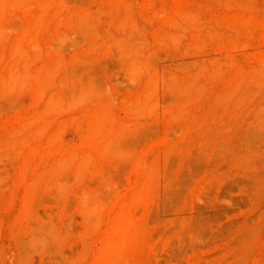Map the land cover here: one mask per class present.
I'll return each mask as SVG.
<instances>
[{
  "label": "rangeland",
  "instance_id": "1",
  "mask_svg": "<svg viewBox=\"0 0 264 264\" xmlns=\"http://www.w3.org/2000/svg\"><path fill=\"white\" fill-rule=\"evenodd\" d=\"M0 18V264H264V0Z\"/></svg>",
  "mask_w": 264,
  "mask_h": 264
},
{
  "label": "bare ground",
  "instance_id": "2",
  "mask_svg": "<svg viewBox=\"0 0 264 264\" xmlns=\"http://www.w3.org/2000/svg\"><path fill=\"white\" fill-rule=\"evenodd\" d=\"M147 1H148V0H147ZM13 3H14V2H13ZM38 7H39V6H38ZM163 9H164V8H163ZM1 10H2V9H1ZM187 13L189 14V11H188ZM182 15H183V14H182ZM192 15H194V14L192 13ZM2 18H3V17H2ZM59 18H60V17H59ZM187 18H188V16H187ZM0 19H1V18H0ZM1 23H2V22H1ZM202 24H203V23H202ZM9 25L11 26V24H9ZM57 25H58V24H57ZM8 27H9V26H8ZM8 27H7V28H8ZM211 27H212V26H211ZM2 28H3V27H2ZM13 28H14V27H13ZM61 28H62V27H61ZM63 28H64V27H63ZM63 28H62V30H63ZM8 29H9V28H8ZM18 29H19V28H18ZM64 29H65V28H64ZM85 29H86V28H85ZM247 29H248V28H247ZM0 30H1V29H0ZM5 30H6V28H5ZM56 30H57V29H56ZM59 30H60V29H59ZM79 30H81V29H79ZM232 30H233V29H232ZM68 32H69V31H68ZM80 32H81V31H80ZM59 33H60V31H59ZM59 33H58V34H59ZM61 33H62V32H61ZM85 33H86V32H85ZM54 34H55V33H54ZM58 34H56V36H55L56 39L59 40V41L61 40V42H62V41L65 42L66 40H65L64 36H62V37H63V38H62L61 35L59 36ZM69 34H70V33H69ZM75 34H76V33H75ZM62 35H64V34H62ZM58 36H59V37H58ZM0 37H1V36H0ZM50 37H51V36H50ZM55 37H54V38H55ZM65 37H66V39H67L68 35L65 36ZM58 38H60V39H58ZM76 38H77V37H76ZM28 39H29V38H28ZM51 39H52V38H51ZM56 39H55V40H56ZM62 39H63V40H62ZM69 39H70V37H69ZM52 40H53V39H52ZM122 40H123V39H122ZM19 42H20V41H19ZM27 42H28V41H27ZM57 42H58V41H57ZM64 42H62V43L64 44ZM118 42H119V41H118ZM33 43H34V42H33ZM33 43H32V44H33ZM50 43H51V40H50ZM50 43H49V44H50ZM53 43H54V40H53ZM53 43H52V44H53ZM120 43H121V42H120ZM32 44H31V45H32ZM34 44H36V42H35ZM54 44H55V43H54ZM56 44H57V43H56ZM59 44H60V43H59ZM61 45H62V44H61ZM35 46H36V45H35ZM59 46H60V45H59ZM59 46L57 45V47H59ZM194 46H195V45H194ZM17 47H18V46H17ZM36 47H37V46H36ZM50 47H51V46H50ZM30 48H31V47H30ZM54 48H55V46H54ZM36 49H38V48H36ZM49 49H50V48H49ZM54 51H55V50H54ZM62 51H63V50H60V52H62ZM15 52H16V51H15ZM56 52H57V50H56ZM59 54H60V53H59ZM157 54H158V53H157ZM60 56H61V55H60ZM147 57H148V56H147ZM19 58H20V57H19ZM152 58H153V57H152ZM36 60H37V59H36ZM191 60H192V58H191ZM59 61H60V60H59ZM133 62H134V60H133ZM144 62H145V61H144ZM2 64H3V63H2ZM0 66H1V65H0ZM146 66H147V65H146ZM27 68H28V67H27ZM27 68H26V69H27ZM61 68H62V67H61ZM70 68H71V67H70ZM130 71H131V70H130ZM55 72L58 73L57 71H55ZM56 73H54V75H53L54 78H55V74H56ZM62 73H64V72H62ZM130 73H131V72H130ZM27 74H30V73L28 72ZM47 74H48V73H47ZM59 74H61V73L59 72ZM160 74H161V73H160ZM216 74H217V73H216ZM48 75H49V74H48ZM48 75H47V76H48ZM51 75H52V74H51ZM57 75H58V74H57ZM61 75H62V74H61ZM217 75H218V74H217ZM164 76H165V75H164ZM57 77H58V76H57ZM62 77H63V76H62ZM10 79H11V78H10ZM46 79H47V78H46ZM51 79H52V76H51ZM183 79H184V78H183ZM65 80H66V79H65ZM181 80H182V79H181ZM191 80H192V79H191ZM45 81H46V80H45ZM52 81H53V80H52ZM70 82H71V81H70ZM190 83H194V82H190ZM44 84H45V82H44ZM63 84H64V83H63ZM69 84H70V83H69ZM6 85H7V84H6ZM153 85H154V84H153ZM184 85L186 86V83H185ZM188 85H190V86L192 87V85H194V84H188ZM160 86H161V85H160ZM170 86H171V85H170ZM180 86H181V84H180ZM171 87H172V86H171ZM191 87H190V88H191ZM185 88H187V87H185ZM185 88H184V89H185ZM188 88H189V86H188ZM188 88H187V89H188ZM185 90H186V89H185ZM68 91H69V90H68ZM41 93H43V91H42ZM92 93H93V92H92ZM180 93H181V92H180ZM83 94H85V93H83ZM185 94H186V93H185ZM51 95H52V94H51ZM88 95H89V97H90L91 94H88ZM82 96H83V95H82ZM82 96H81V97H82ZM86 96H87V95H86ZM86 96L84 95L82 98L84 99ZM79 97H80V96H79ZM79 97H78V99H76V100L79 101ZM81 97H80V98H81ZM99 97H100V96H99ZM147 97H150V96H147ZM152 97H153V96H152ZM51 98H52V97H51ZM82 98H81V100H82ZM86 98H88V96H87ZM90 98H91V97H90ZM90 98H89V100H90ZM183 98H184V97H183ZM52 99H53V98H52ZM59 99H60V98H59ZM146 99H147V98H146ZM89 100L86 99V102L89 101ZM104 100H105V99H104ZM109 100H110V99H109ZM138 100H139V99H138ZM50 101H51V100H50ZM50 101H49V102H50ZM83 101H84V100H83ZM127 101H128V100H127ZM151 101H154V100L151 98ZM54 102H57V100L55 101V99H54ZM73 102H74V101H73ZM75 102H77V101H75ZM81 102H82V101H81ZM89 102H90V101H89ZM106 102H108V101H106ZM138 102H140V100H139ZM147 102H148V100H147ZM149 102H150V101H149ZM155 102H156V101H155ZM71 103H72V102H71ZM108 103H109V102H108ZM144 103H146V101H145ZM152 103H154V102H152ZM152 103L150 102L151 105H152ZM79 104H81L80 101H79ZM150 104H149V105H150ZM156 104H157V102H156ZM77 105H78V104H77ZM138 105H139V104H138ZM140 105H141V104H140ZM140 105H139V106H140ZM151 105H150V106H151ZM88 106H89V104H88ZM147 106H148V105H147ZM53 107H55V106H53ZM148 107H149V106H148ZM78 108H79V107H78ZM140 108H142V107H140ZM84 109H85V108H84ZM84 109H83L82 113L85 112ZM81 110H82V109H81ZM94 113H95V112H94ZM97 113H98V112H97ZM97 113H96V114H97ZM93 115H94V114H93ZM97 115H98V114H97ZM98 116H99V115H98ZM95 117H96V116H95ZM95 117H94V118H95ZM97 118H98V117H97ZM98 119H100V117H99ZM90 120H91V119H90ZM100 120H101V119H100ZM102 120H104V118H102ZM95 121H96V120H95ZM89 122H91V121H89ZM96 122H97V121H96ZM89 125H90V124H89ZM91 125H92V123H91ZM93 127H95V126H93ZM40 129H41V128H40ZM40 129H39V130H40ZM41 131L44 133V130H42V129L39 131V133H42ZM132 131H133V130H132ZM36 132H37V131H36ZM78 132H79V131H78ZM81 133H82V132H81ZM64 135H65V134H64ZM35 138H36V137H35ZM111 144H112V143H111ZM103 150H104V149H103ZM69 153H71V152H69ZM74 153H75V152H74ZM76 153H77V152H76ZM68 155H69V154H68ZM73 156H75V155H72V157H73ZM61 159H63V158H61ZM57 160H58V159H57ZM58 162H60V161L58 160ZM58 162H57V163H58ZM54 165H55V164H54ZM52 166H53V165H52ZM131 203H132V202H131ZM130 208H131V207H130ZM121 211L123 212V210H121ZM120 213H121V212H120ZM121 214H123V213H121ZM134 214H135V213H134ZM120 217H122V216L120 215ZM115 220H116V218H115ZM119 220H120V219H119ZM131 221H132V220H131ZM125 230H126V229H125ZM125 230H124V231H125ZM125 233H126V232H125ZM123 234H124V232H123ZM114 241H115V239H114ZM115 242H116V241H115ZM120 244H121V243H120ZM122 244H123V243H122ZM122 244H121V245H122ZM114 245H115V243H114ZM121 245H120V246H121ZM118 247H119V246H118ZM114 248H115V247H114ZM121 250H122V249H121ZM118 257H119V256H118ZM110 260H111V259H109V261H110ZM106 264H107V263H106Z\"/></svg>",
  "mask_w": 264,
  "mask_h": 264
}]
</instances>
